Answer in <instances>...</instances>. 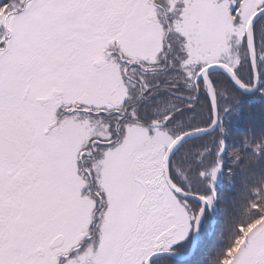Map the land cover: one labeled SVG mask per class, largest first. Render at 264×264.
Wrapping results in <instances>:
<instances>
[{"label":"snow or ice","instance_id":"snow-or-ice-1","mask_svg":"<svg viewBox=\"0 0 264 264\" xmlns=\"http://www.w3.org/2000/svg\"><path fill=\"white\" fill-rule=\"evenodd\" d=\"M253 90L264 0H0V264H264ZM230 150L259 163L201 260Z\"/></svg>","mask_w":264,"mask_h":264},{"label":"trees","instance_id":"trees-1","mask_svg":"<svg viewBox=\"0 0 264 264\" xmlns=\"http://www.w3.org/2000/svg\"><path fill=\"white\" fill-rule=\"evenodd\" d=\"M224 120L226 126L230 129V136L228 138L230 146L240 136L246 135L250 131L259 135L261 131H264V95L258 91H254L251 94L241 93L237 110L226 114ZM236 151L239 150L237 149ZM234 154L230 150L229 155L227 152L224 155L223 178L218 184L219 205L216 213V226L214 230L208 233L209 238H207L206 234L205 249L200 257L201 260L206 259L208 251L219 243L220 230L223 225L226 226L229 223L238 203L240 193L239 181L243 179V175H240L239 171L236 170L233 176H229L228 170L239 167L241 173H247L250 167H254L259 163L254 155L249 154L244 157L243 164L237 165L229 157ZM248 230L246 229V231ZM205 233H207L206 227ZM227 263L228 261L225 262V264Z\"/></svg>","mask_w":264,"mask_h":264},{"label":"water","instance_id":"water-1","mask_svg":"<svg viewBox=\"0 0 264 264\" xmlns=\"http://www.w3.org/2000/svg\"><path fill=\"white\" fill-rule=\"evenodd\" d=\"M253 91H255V90H253ZM253 91H251V92H245V93H252Z\"/></svg>","mask_w":264,"mask_h":264},{"label":"rangeland","instance_id":"rangeland-1","mask_svg":"<svg viewBox=\"0 0 264 264\" xmlns=\"http://www.w3.org/2000/svg\"><path fill=\"white\" fill-rule=\"evenodd\" d=\"M208 230H210L207 226H205ZM228 264H229V262H228Z\"/></svg>","mask_w":264,"mask_h":264}]
</instances>
